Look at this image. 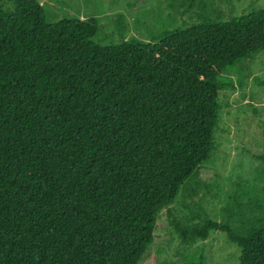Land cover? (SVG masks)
Instances as JSON below:
<instances>
[{
	"label": "trees",
	"instance_id": "16d2710c",
	"mask_svg": "<svg viewBox=\"0 0 264 264\" xmlns=\"http://www.w3.org/2000/svg\"><path fill=\"white\" fill-rule=\"evenodd\" d=\"M8 3L0 5V264H138L163 210L183 243L221 232L239 264H264L261 198H234L220 222L202 210L177 220L170 210L203 185L219 92L240 86L241 66L264 52V11L226 22L197 14L198 23L150 42L101 46L93 19L48 24L37 1ZM228 72L241 74L236 83Z\"/></svg>",
	"mask_w": 264,
	"mask_h": 264
},
{
	"label": "rangeland",
	"instance_id": "374dc122",
	"mask_svg": "<svg viewBox=\"0 0 264 264\" xmlns=\"http://www.w3.org/2000/svg\"><path fill=\"white\" fill-rule=\"evenodd\" d=\"M35 1L44 10L48 24L61 20H95L98 31L92 41L101 46L132 39L150 42L164 31L198 23L197 14H210L226 22L231 17L264 11V0ZM182 1L193 5L189 12H184ZM0 5L10 7L8 0H0ZM240 69L244 77L242 84L219 92L215 150L203 165V185L198 195L192 199L178 196L170 207L177 220L188 217L191 210L198 214L204 211L220 222L221 208L234 198L264 200V182L258 173L264 158V52ZM238 75L223 74L235 83ZM204 193H207L205 198ZM239 255L240 250L217 231L211 232L205 241L183 243L163 210L156 218L151 246L138 264H186L199 259L207 264H239Z\"/></svg>",
	"mask_w": 264,
	"mask_h": 264
}]
</instances>
